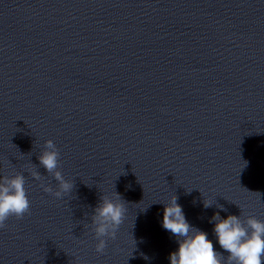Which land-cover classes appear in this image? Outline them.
I'll list each match as a JSON object with an SVG mask.
<instances>
[{"label": "clouds", "instance_id": "clouds-1", "mask_svg": "<svg viewBox=\"0 0 264 264\" xmlns=\"http://www.w3.org/2000/svg\"><path fill=\"white\" fill-rule=\"evenodd\" d=\"M42 166L57 182V189L41 184L43 190L56 198H62L72 192L74 183L65 180L60 167V152L52 140H47L38 156ZM36 180L43 176L35 165L29 169ZM174 194L165 203L162 227L176 237L178 249L170 253V264H264V221L254 216L241 220L240 216L228 215L222 219L219 212L213 215L214 233L220 247L228 253L227 257L214 249L207 233L201 231L186 220L182 206L177 203ZM125 202L115 192V199L107 195L100 197V202L91 217L92 231L98 241L95 251L104 254L107 239H116L117 232L126 218ZM212 206L204 200V207ZM221 211H226L219 206ZM31 202L25 188V177L22 174L5 176L0 179V229L5 228L10 217L23 219L30 214ZM147 259V257H145Z\"/></svg>", "mask_w": 264, "mask_h": 264}]
</instances>
